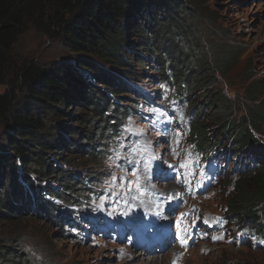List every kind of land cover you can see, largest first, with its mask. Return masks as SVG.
<instances>
[{"label":"trees","instance_id":"trees-1","mask_svg":"<svg viewBox=\"0 0 264 264\" xmlns=\"http://www.w3.org/2000/svg\"><path fill=\"white\" fill-rule=\"evenodd\" d=\"M206 5L207 0H0V86L7 87L0 93V221L40 218L67 239L69 206L92 177L69 158L93 161L100 144L117 140L129 115L122 102L140 95L130 83L140 75L135 64L137 71L154 67L176 83L192 113V95L199 93L202 109L189 142L203 154L219 146L245 162L237 180L223 184L230 191L225 208L234 220L262 232L264 88L259 81L249 84L244 97L250 105L243 106L219 87L218 78L225 80L243 52L201 41L193 8ZM30 27L60 43L71 58L18 66L15 49ZM255 74L248 64L242 82ZM49 115L58 122L53 132ZM211 127L216 129L209 136ZM0 264L35 263L20 248L4 246Z\"/></svg>","mask_w":264,"mask_h":264},{"label":"rangeland","instance_id":"rangeland-1","mask_svg":"<svg viewBox=\"0 0 264 264\" xmlns=\"http://www.w3.org/2000/svg\"><path fill=\"white\" fill-rule=\"evenodd\" d=\"M206 6L208 9L193 8L195 18H198L193 29H196L195 33L201 41L208 45H215L221 50L223 48L230 49L233 54L237 52L231 48L236 47L242 50V55L225 80L218 78V85L228 96L238 99L240 105L248 106L250 103L244 97V91L249 84L259 81L264 88V0H207ZM214 17L219 18V21L215 22ZM67 58H71V53L67 52L60 43L33 27H30L20 37L15 49V62L18 66L34 62L39 67H43L53 61ZM151 62L153 63V61ZM248 64L255 68L256 74L251 81L243 83L241 75L245 72ZM134 68L140 76H135V81H130L132 85L140 89L143 88L149 94L159 91L160 78L153 71V67H145L144 71H137L134 64ZM168 82H170L169 78ZM172 85L176 86V83H172ZM6 89L5 85L0 86V93H4ZM179 97H183V95H179ZM262 99L264 96L261 97ZM192 100L196 105L195 113L198 116L200 113L198 108L202 109V101L199 99L198 92L193 93ZM183 106L188 110L191 109L188 103ZM122 107L129 108L128 112L136 116L129 122L126 137H130L138 143L135 138L136 134L149 135L146 130L147 125L144 124L147 110L142 111L140 107H135L130 100H125ZM76 108L73 106L71 114L75 112ZM67 112H70V108ZM142 112L144 113L142 114ZM63 118L67 120V117ZM57 123L56 118L52 115L47 117V125L52 132ZM215 129V127L208 129L209 136L214 135ZM111 144L112 142L105 144V148L108 149L107 153H110L113 148ZM127 147L128 144H120V149L114 154V159L111 158V162L103 165L87 159L69 158L72 161L70 165L75 163L80 167L82 164L84 169L81 173L83 174H92L95 178L108 176L99 186L95 187V192L89 196L88 203L83 206L80 213L90 212L94 216L93 210L96 206L111 200L113 193L118 190V178L120 177L119 166L114 165L113 162L123 156ZM143 147H146V144ZM243 164L242 160L238 163L230 159L229 169L222 175L219 184L221 185L226 177L236 180L238 173L232 169L239 168ZM49 182L51 185V181ZM219 184L206 195L208 197L205 196L206 198L202 200L203 207L193 212L194 222L202 221L206 213L214 214V211H217L218 215H224L222 205L229 199L228 192L230 191H224L222 185ZM19 219L16 222L0 221V248L6 246L12 251L15 248H20L23 253L34 260L35 264H146V259L138 258V255L121 261V252L126 250L97 237L87 220L79 224L82 231L75 238L65 240L59 237L60 231L57 228L40 218L20 217ZM74 226L77 227V224ZM68 227L66 232L69 233ZM201 247L211 248L199 250ZM181 260L186 264H264V252L243 246H218L205 243L183 255ZM156 262L167 264L164 258H157Z\"/></svg>","mask_w":264,"mask_h":264},{"label":"bare ground","instance_id":"bare-ground-1","mask_svg":"<svg viewBox=\"0 0 264 264\" xmlns=\"http://www.w3.org/2000/svg\"><path fill=\"white\" fill-rule=\"evenodd\" d=\"M138 258H143L142 257V255L139 253L138 254V256H137ZM157 258H159V257H156V258H154V259H149V260H146V264H158L156 261H157Z\"/></svg>","mask_w":264,"mask_h":264},{"label":"snow or ice","instance_id":"snow-or-ice-1","mask_svg":"<svg viewBox=\"0 0 264 264\" xmlns=\"http://www.w3.org/2000/svg\"><path fill=\"white\" fill-rule=\"evenodd\" d=\"M181 167H186V165H181ZM143 194V193H142ZM214 239H216L215 237H214Z\"/></svg>","mask_w":264,"mask_h":264}]
</instances>
